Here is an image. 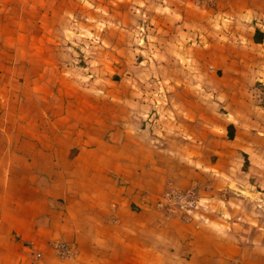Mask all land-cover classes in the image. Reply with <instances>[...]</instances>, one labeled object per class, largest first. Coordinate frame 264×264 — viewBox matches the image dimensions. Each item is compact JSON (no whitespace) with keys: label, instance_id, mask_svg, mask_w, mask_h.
Returning <instances> with one entry per match:
<instances>
[{"label":"crops","instance_id":"1","mask_svg":"<svg viewBox=\"0 0 264 264\" xmlns=\"http://www.w3.org/2000/svg\"><path fill=\"white\" fill-rule=\"evenodd\" d=\"M0 264H264V0H0Z\"/></svg>","mask_w":264,"mask_h":264},{"label":"built area","instance_id":"2","mask_svg":"<svg viewBox=\"0 0 264 264\" xmlns=\"http://www.w3.org/2000/svg\"><path fill=\"white\" fill-rule=\"evenodd\" d=\"M155 206L167 214L180 213L186 220L194 217L200 210H206L195 189L178 190L171 186L158 198ZM58 248L61 256L69 255L70 251L66 246L62 245ZM34 257L37 259L40 255L37 253Z\"/></svg>","mask_w":264,"mask_h":264},{"label":"rangeland","instance_id":"3","mask_svg":"<svg viewBox=\"0 0 264 264\" xmlns=\"http://www.w3.org/2000/svg\"><path fill=\"white\" fill-rule=\"evenodd\" d=\"M168 189V188H167ZM190 189H192V188H190ZM193 189H195L196 191H197V189L196 188H193ZM198 192V191H197ZM161 197V196H160ZM158 200V199H157ZM156 200V201H157ZM156 203V202H155ZM155 209L157 210V211H160V210H158L157 208H156V206H155ZM160 212H162V213H165V212H163V211H160ZM166 215H173V216H177V217H179L180 218V220H182V221H184V222H186V223H188V222H190V220L192 219V218H190V219H188V220H186L180 213H175V214H167V213H165ZM62 245H64V246H66L67 247V249L70 251L69 252V255L68 256H66V257H63V256H61L60 255V249L58 248L59 246H62ZM52 247H53V249L55 250V252H56V256L59 258V259H61V260H66V259H69L70 257H71V255H72V251H73V246H72V244H69V243H66V242H63V241H54L53 243H52ZM29 248H31V247H29ZM39 254L40 255V257L39 258H37V259H40L41 258V253L40 252H34L33 253V257L36 255V254ZM35 258V257H34Z\"/></svg>","mask_w":264,"mask_h":264}]
</instances>
